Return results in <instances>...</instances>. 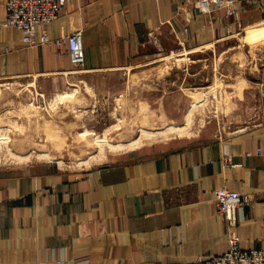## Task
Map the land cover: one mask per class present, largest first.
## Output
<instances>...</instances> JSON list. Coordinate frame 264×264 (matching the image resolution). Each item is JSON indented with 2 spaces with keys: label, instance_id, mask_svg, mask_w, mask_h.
Segmentation results:
<instances>
[{
  "label": "crops",
  "instance_id": "crops-1",
  "mask_svg": "<svg viewBox=\"0 0 264 264\" xmlns=\"http://www.w3.org/2000/svg\"><path fill=\"white\" fill-rule=\"evenodd\" d=\"M5 2L1 77L70 72L67 46L57 40L77 30L86 73L139 64L158 49L207 47L238 30L223 11L192 15L186 0H69L58 20L38 28L37 41L47 33L51 42L30 47L21 31L6 26ZM241 9L244 24L262 19L255 8ZM145 133L135 144L159 140ZM221 188L252 200L232 229L217 213ZM231 232L242 249L264 250L263 125L228 141L197 139L151 155L139 152L76 176L0 174V264H199L226 252Z\"/></svg>",
  "mask_w": 264,
  "mask_h": 264
},
{
  "label": "rangeland",
  "instance_id": "rangeland-1",
  "mask_svg": "<svg viewBox=\"0 0 264 264\" xmlns=\"http://www.w3.org/2000/svg\"><path fill=\"white\" fill-rule=\"evenodd\" d=\"M245 6L262 19L244 24ZM238 11L237 32L207 47L158 49L145 62L113 71L0 76V174L76 176L139 152L228 141L264 126V0H240ZM163 130L166 138L158 135ZM180 131L184 137L171 136ZM143 132L159 140L135 144ZM101 153L97 164L87 162Z\"/></svg>",
  "mask_w": 264,
  "mask_h": 264
},
{
  "label": "built area",
  "instance_id": "built-area-1",
  "mask_svg": "<svg viewBox=\"0 0 264 264\" xmlns=\"http://www.w3.org/2000/svg\"><path fill=\"white\" fill-rule=\"evenodd\" d=\"M69 0H6V26L22 32L23 41L32 47L37 44L50 43L47 33L40 42L37 41V31L40 26L55 22L61 16ZM240 0H186L192 15L217 17L224 12L226 19H239ZM67 46L72 67L83 68L85 64V50L82 43V33L77 30L57 40ZM251 198L247 194L221 188L216 191L215 203L217 213L223 216L232 229L239 224V214L251 206ZM229 247L226 252L218 256L198 260L199 264H264V250L259 248L242 249L240 238L229 234Z\"/></svg>",
  "mask_w": 264,
  "mask_h": 264
},
{
  "label": "bare ground",
  "instance_id": "bare-ground-1",
  "mask_svg": "<svg viewBox=\"0 0 264 264\" xmlns=\"http://www.w3.org/2000/svg\"><path fill=\"white\" fill-rule=\"evenodd\" d=\"M74 101V100H73ZM197 106V105H196ZM196 106H194V107H196ZM44 156L45 157H47V158H49V156L48 155H46V154H44ZM22 159H20V160H24V159H29L30 157H21ZM51 159V158H50Z\"/></svg>",
  "mask_w": 264,
  "mask_h": 264
}]
</instances>
